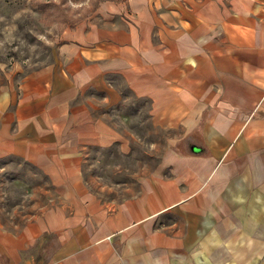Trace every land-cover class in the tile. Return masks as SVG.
Masks as SVG:
<instances>
[{
  "label": "crops",
  "instance_id": "1",
  "mask_svg": "<svg viewBox=\"0 0 264 264\" xmlns=\"http://www.w3.org/2000/svg\"><path fill=\"white\" fill-rule=\"evenodd\" d=\"M134 99L167 133L169 174L104 199L84 166L132 152ZM6 157L65 202L17 228L0 212V264H264V0L102 1L52 63L0 88Z\"/></svg>",
  "mask_w": 264,
  "mask_h": 264
},
{
  "label": "rangeland",
  "instance_id": "2",
  "mask_svg": "<svg viewBox=\"0 0 264 264\" xmlns=\"http://www.w3.org/2000/svg\"><path fill=\"white\" fill-rule=\"evenodd\" d=\"M102 1L106 0H0V88L18 84L24 74L52 63L64 31L88 18ZM134 100L139 110L134 127L138 140L132 152L123 154L116 146L95 149L84 166L85 179L104 199L140 193L156 170L169 174L168 169H158L164 161L167 133L149 124L147 101ZM259 179L255 174L241 180L245 188L249 183L258 189ZM64 202L60 189L37 166L16 157L0 159V212L6 225L20 227Z\"/></svg>",
  "mask_w": 264,
  "mask_h": 264
},
{
  "label": "water",
  "instance_id": "3",
  "mask_svg": "<svg viewBox=\"0 0 264 264\" xmlns=\"http://www.w3.org/2000/svg\"><path fill=\"white\" fill-rule=\"evenodd\" d=\"M193 149L196 151L199 150V148H197V146H193Z\"/></svg>",
  "mask_w": 264,
  "mask_h": 264
}]
</instances>
